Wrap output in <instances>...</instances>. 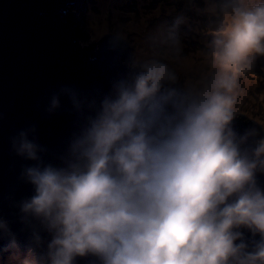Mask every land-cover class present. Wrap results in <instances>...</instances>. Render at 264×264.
Wrapping results in <instances>:
<instances>
[{
	"label": "clouds",
	"instance_id": "9594fccd",
	"mask_svg": "<svg viewBox=\"0 0 264 264\" xmlns=\"http://www.w3.org/2000/svg\"><path fill=\"white\" fill-rule=\"evenodd\" d=\"M187 3L209 17L195 57L183 54L191 18L179 11L145 34L108 92L51 96L48 113L63 94L81 118L59 164L43 161L34 126L12 138L34 162L21 172L33 188L19 203L26 251L0 218L15 264H264V124L233 127L241 78L264 55V0ZM128 43L112 30L113 49Z\"/></svg>",
	"mask_w": 264,
	"mask_h": 264
},
{
	"label": "water",
	"instance_id": "95a60500",
	"mask_svg": "<svg viewBox=\"0 0 264 264\" xmlns=\"http://www.w3.org/2000/svg\"><path fill=\"white\" fill-rule=\"evenodd\" d=\"M71 1L0 0V218L8 222L25 250L31 228L21 221L19 203L33 194V188L21 172L34 162L15 153L12 138L34 126V138L45 149L43 161L59 164L81 118L63 94L60 108L48 113L51 96L65 87L84 97L106 93L127 70L129 43L113 49L106 36L98 48L77 45L81 34L70 29L65 12ZM233 127L241 134L260 128L257 122L245 124L242 117L234 119ZM258 183L264 186V174H258ZM245 236L252 238L246 230ZM4 243L0 239V249ZM77 264L96 261L80 258Z\"/></svg>",
	"mask_w": 264,
	"mask_h": 264
},
{
	"label": "rangeland",
	"instance_id": "374dc122",
	"mask_svg": "<svg viewBox=\"0 0 264 264\" xmlns=\"http://www.w3.org/2000/svg\"><path fill=\"white\" fill-rule=\"evenodd\" d=\"M106 2L103 3V2ZM73 0L65 5L69 16L70 29L78 31L81 36L77 45L98 48L100 42L110 36L117 26L128 36L129 55L133 50L144 48V36L155 25L171 18L179 11H184L191 19L189 26L199 35L207 34L209 17L196 10L186 9L187 0ZM203 6V0H196ZM94 18L99 19L98 25ZM183 54L195 57L205 47L211 37L200 38L181 27ZM204 41V42H203ZM242 91L236 105L237 116L245 118V124H264V55H257L250 70L241 78ZM244 94V95H243ZM264 135V132H263ZM23 251H26L20 245ZM0 264H15L8 253L0 251Z\"/></svg>",
	"mask_w": 264,
	"mask_h": 264
},
{
	"label": "bare ground",
	"instance_id": "6f19581e",
	"mask_svg": "<svg viewBox=\"0 0 264 264\" xmlns=\"http://www.w3.org/2000/svg\"><path fill=\"white\" fill-rule=\"evenodd\" d=\"M101 2H103V0H101ZM103 3H105V4H106V2H105V1H104ZM99 21H100L99 19H97V18L95 19V18H94V21H93V22H94L95 24H97V25H98ZM243 95H244V94H243ZM1 249H2V248H1Z\"/></svg>",
	"mask_w": 264,
	"mask_h": 264
},
{
	"label": "trees",
	"instance_id": "16d2710c",
	"mask_svg": "<svg viewBox=\"0 0 264 264\" xmlns=\"http://www.w3.org/2000/svg\"><path fill=\"white\" fill-rule=\"evenodd\" d=\"M188 31H189V33H196V32L193 31L192 29H189ZM192 31H193V32H192ZM195 35H197V34H195Z\"/></svg>",
	"mask_w": 264,
	"mask_h": 264
}]
</instances>
